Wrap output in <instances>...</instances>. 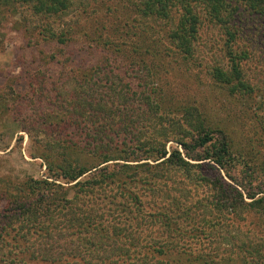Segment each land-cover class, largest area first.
I'll return each mask as SVG.
<instances>
[{
  "label": "trees",
  "instance_id": "obj_1",
  "mask_svg": "<svg viewBox=\"0 0 264 264\" xmlns=\"http://www.w3.org/2000/svg\"><path fill=\"white\" fill-rule=\"evenodd\" d=\"M238 1L242 10L264 14V0ZM12 2L39 18L35 27L48 44L66 46L84 28L63 20L72 0H0ZM132 6L119 12L107 5L115 19L105 28L111 41L102 43L98 29L93 34L96 46L132 57L127 64L142 71L139 87L130 80L116 88L107 77L99 85L92 72L100 63L85 70L71 112L45 125L44 143L26 130L29 156L45 171L0 174V264H264V114L256 105L242 110L253 122L248 135L234 108L254 90L243 79L248 55L235 48L240 5ZM203 23L217 25L224 39L225 64L211 66L210 76L226 106H208L207 94L185 93L186 85L173 92L166 80L173 70L182 83L196 75Z\"/></svg>",
  "mask_w": 264,
  "mask_h": 264
},
{
  "label": "rangeland",
  "instance_id": "obj_2",
  "mask_svg": "<svg viewBox=\"0 0 264 264\" xmlns=\"http://www.w3.org/2000/svg\"><path fill=\"white\" fill-rule=\"evenodd\" d=\"M72 1V10L63 20L84 28L80 29V33L78 30L74 34V40L66 46L48 44L43 40L39 34L40 28L35 27L41 21L27 6L15 2L0 3V174L37 177L44 173L42 160L29 156L30 135L26 130L32 132L34 129L38 139L43 143L46 141L47 136L43 133L46 131L45 125L58 122L66 113L71 112L68 109L70 98L80 90L78 85L82 82L86 69L101 63L99 68H94L96 72H92L94 79L102 78L99 85L108 80V83L112 82L111 85L117 88V85L132 80L134 88L139 87L137 78L142 71L137 65L127 64L132 57L126 52H122V55L114 52V55L105 50H114V45L96 46L93 34L98 29L102 33V43L111 41L105 28L112 26L115 19L111 17L110 11L105 10L107 5L109 8L117 7L119 12L126 9L129 10L127 12H132L135 10V6H132L134 0ZM229 1L233 8L240 5L233 13L235 27L239 29L235 48L237 52L248 55L242 65L243 79L254 87L253 95L239 100L234 108L241 114L240 123L245 125V130L250 135V125L253 122L241 112L248 108L254 109L256 105L257 113L264 114V14L242 10V4L238 0ZM130 17L134 19L136 15L133 13ZM130 24L136 30L139 29L137 21ZM101 26L104 29H100ZM116 39L113 43L117 45L120 40ZM223 41L217 25L203 23L197 42V62L191 68L196 75L188 78L187 83H182L177 78V71L167 73L166 80L173 92L186 85L189 88L185 93L189 92L197 98H200V94H207L210 97L206 102L208 106H218L221 103L226 106L229 103L221 98L223 93L219 94L221 89L212 85L210 76L211 66L225 64ZM58 50L55 58L50 56ZM213 95L215 98L212 99ZM182 97L181 94L177 99L185 102ZM135 99L138 102L137 97L133 98ZM134 120L140 119L136 117ZM54 135L57 136L56 133ZM77 135L78 133L75 136ZM73 136L74 133H68L66 138ZM80 137L82 138L81 135ZM256 149L258 150L251 151L252 158H258L263 152L261 145ZM240 159L239 167L245 161V158Z\"/></svg>",
  "mask_w": 264,
  "mask_h": 264
}]
</instances>
